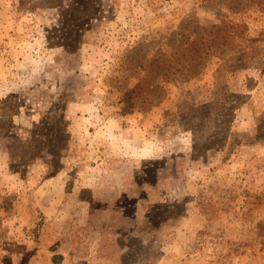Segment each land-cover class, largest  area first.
Returning <instances> with one entry per match:
<instances>
[{
  "label": "rangeland",
  "instance_id": "1",
  "mask_svg": "<svg viewBox=\"0 0 264 264\" xmlns=\"http://www.w3.org/2000/svg\"><path fill=\"white\" fill-rule=\"evenodd\" d=\"M227 7L0 0V264H264V3ZM191 17L240 34L147 73Z\"/></svg>",
  "mask_w": 264,
  "mask_h": 264
},
{
  "label": "trees",
  "instance_id": "2",
  "mask_svg": "<svg viewBox=\"0 0 264 264\" xmlns=\"http://www.w3.org/2000/svg\"><path fill=\"white\" fill-rule=\"evenodd\" d=\"M213 1L216 2L217 6L238 9L253 0H234L238 3H227L228 5L225 1L230 0ZM257 3L262 4L264 0H257ZM239 25V23L226 22L208 25L201 23L194 17L183 20L177 27L179 28L178 31L177 29L172 31L165 41H161L165 46H168V49L160 46L161 52L157 55L148 56L145 61H149V65L144 67V70L147 73H152L153 76L155 75L157 79H161L163 82L179 78L189 79L202 69L209 56L220 51L224 52L229 47L234 46V41H231V38L240 34L237 29ZM229 27L234 29L229 31ZM147 53L146 51L144 56ZM135 65L136 61L133 59L130 66L134 68ZM160 88L162 97H164L165 91H163L162 86ZM142 100L144 102L155 101L150 94H147Z\"/></svg>",
  "mask_w": 264,
  "mask_h": 264
}]
</instances>
